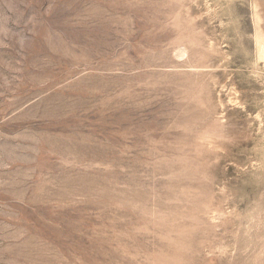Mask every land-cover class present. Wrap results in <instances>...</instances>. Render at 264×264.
<instances>
[{"label": "rangeland", "instance_id": "1", "mask_svg": "<svg viewBox=\"0 0 264 264\" xmlns=\"http://www.w3.org/2000/svg\"><path fill=\"white\" fill-rule=\"evenodd\" d=\"M254 5L0 0V264H264Z\"/></svg>", "mask_w": 264, "mask_h": 264}, {"label": "bare ground", "instance_id": "2", "mask_svg": "<svg viewBox=\"0 0 264 264\" xmlns=\"http://www.w3.org/2000/svg\"><path fill=\"white\" fill-rule=\"evenodd\" d=\"M253 11H254L253 17H254V21L256 22V30H257L255 35V40H256L255 43L260 51V55L264 57V32L261 30V26H260L261 22L258 14L259 10H257V5L253 6Z\"/></svg>", "mask_w": 264, "mask_h": 264}]
</instances>
